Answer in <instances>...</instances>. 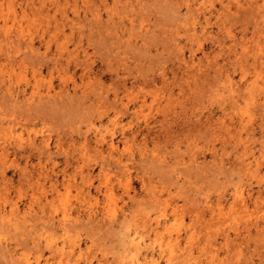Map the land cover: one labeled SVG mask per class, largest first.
Listing matches in <instances>:
<instances>
[{
    "label": "rangeland",
    "instance_id": "obj_1",
    "mask_svg": "<svg viewBox=\"0 0 264 264\" xmlns=\"http://www.w3.org/2000/svg\"><path fill=\"white\" fill-rule=\"evenodd\" d=\"M0 210V264H264V0H0Z\"/></svg>",
    "mask_w": 264,
    "mask_h": 264
},
{
    "label": "bare ground",
    "instance_id": "obj_2",
    "mask_svg": "<svg viewBox=\"0 0 264 264\" xmlns=\"http://www.w3.org/2000/svg\"><path fill=\"white\" fill-rule=\"evenodd\" d=\"M188 5V8L190 7L189 5V3L187 4ZM19 35V34H18ZM237 191V190H236ZM236 194H237V196H240V197H242L241 196V191L239 192H236ZM236 196V197H237ZM0 219L1 220H10V218H9V216L5 213V212H3L2 210H0ZM126 229V228H125ZM126 231V230H125ZM122 233H125V232H122ZM123 235V237H124V235L125 234H122ZM128 237V236H127ZM53 239V238H52ZM51 238L50 239H46L47 240V245L48 246H50V247H52L53 249H55V250H61L62 248H63V245H58L56 242H54V240H52ZM141 237H140V235L139 234H137L136 232H134V234H129V237L127 238V245H126V247H125V249L126 250H134V252L133 253H131V255L129 256L130 257V259H128L126 262H123V264H139L140 263V259H139V257L137 256L138 255V253H139V249L141 248ZM171 241V240H170ZM124 242V241H123ZM169 243V242H168ZM175 243V242H174ZM126 244V243H125ZM170 244V243H169ZM172 244V243H171ZM170 244V245H171ZM176 244V243H175ZM144 245V244H143ZM142 245V246H143ZM123 246V245H122ZM176 246V245H175ZM145 247V246H144ZM143 247V248H144ZM170 247V246H169ZM142 249V248H141ZM122 250V249H121ZM170 251H171V249H169ZM168 250V251H169ZM174 250V249H173ZM123 251H124V249H123ZM169 251V252H170ZM176 253H177V256L178 255H180V254H178L179 253V251L177 252V251H175ZM124 253V252H123ZM181 254H182V252H180ZM188 253V252H187ZM127 255V254H126ZM167 255H168V253H167ZM175 255V254H174ZM174 255H172V256H174ZM183 255V254H182ZM123 256V255H122ZM121 256V257H122ZM170 256V255H169ZM128 257V256H127ZM176 257V256H175ZM180 257H181V255H180ZM183 257V256H182ZM143 258V260H145L147 263H149V264H154L153 262H154V259H152L151 257L150 258H148V255H145L144 257H142ZM177 259L179 258V257H176ZM177 259H176V261H177ZM183 259V258H182ZM181 259V260H182ZM180 260V261H181ZM122 261V260H121ZM182 263V262H181ZM25 264H30V262L28 261V259L27 260H25ZM179 264V263H178Z\"/></svg>",
    "mask_w": 264,
    "mask_h": 264
}]
</instances>
